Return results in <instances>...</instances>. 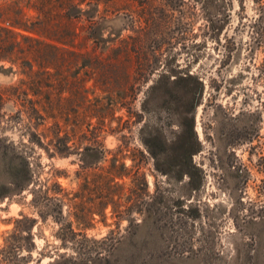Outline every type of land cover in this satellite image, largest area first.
<instances>
[{
    "label": "rangeland",
    "instance_id": "1",
    "mask_svg": "<svg viewBox=\"0 0 264 264\" xmlns=\"http://www.w3.org/2000/svg\"><path fill=\"white\" fill-rule=\"evenodd\" d=\"M260 27L264 0H0V264H264ZM169 74L199 105L153 99ZM179 113L192 185L145 145Z\"/></svg>",
    "mask_w": 264,
    "mask_h": 264
},
{
    "label": "trees",
    "instance_id": "2",
    "mask_svg": "<svg viewBox=\"0 0 264 264\" xmlns=\"http://www.w3.org/2000/svg\"><path fill=\"white\" fill-rule=\"evenodd\" d=\"M221 30V27L218 28V32ZM254 30L255 28L252 29V34L254 33ZM257 30V35L260 36V39H264V29L260 27L257 28ZM150 89V94L153 96V99L157 95H163L173 100H182L183 93L188 97L186 102L188 101L191 108L199 105L201 102L205 90V84L198 75L169 74L159 79V81ZM186 108L188 111L189 109L187 105ZM178 116L182 119L180 123L181 132L178 141L175 144L176 148L173 154L168 153L167 143L164 142L160 134L149 137L145 142V145L147 146L150 155L155 160V168L159 173L165 176L173 174L178 181H182L184 177H188L191 180L190 184L192 185L195 182V178L198 179L197 177H199L200 181L202 178L201 170L193 163V157L201 152V145L194 133V117H190V115L185 116L183 113H179ZM23 171L24 174L27 173L26 167ZM18 174L19 173L17 172V174L13 175L14 179L18 178ZM179 205L185 207V209H181L182 214L187 213L189 216H192L190 214L194 212L195 215L192 216V218L196 219L200 217L197 210L194 211L195 209H191L190 206L183 203H179ZM5 254V261H8V263L11 264V251H5Z\"/></svg>",
    "mask_w": 264,
    "mask_h": 264
}]
</instances>
